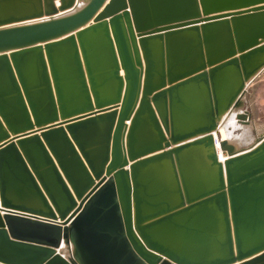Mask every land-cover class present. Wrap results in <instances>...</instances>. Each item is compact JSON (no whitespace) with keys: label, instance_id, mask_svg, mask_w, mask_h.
Segmentation results:
<instances>
[{"label":"water","instance_id":"obj_1","mask_svg":"<svg viewBox=\"0 0 264 264\" xmlns=\"http://www.w3.org/2000/svg\"><path fill=\"white\" fill-rule=\"evenodd\" d=\"M263 72L264 0H0V264H264Z\"/></svg>","mask_w":264,"mask_h":264},{"label":"rangeland","instance_id":"obj_2","mask_svg":"<svg viewBox=\"0 0 264 264\" xmlns=\"http://www.w3.org/2000/svg\"><path fill=\"white\" fill-rule=\"evenodd\" d=\"M246 111L251 115L250 125L238 121L237 113L230 116V119L234 120V127H230L228 131L231 134L230 142L241 147H247L253 144L256 138L264 136V72L250 84L247 90L241 113ZM227 129L226 125L224 130Z\"/></svg>","mask_w":264,"mask_h":264},{"label":"bare ground","instance_id":"obj_3","mask_svg":"<svg viewBox=\"0 0 264 264\" xmlns=\"http://www.w3.org/2000/svg\"><path fill=\"white\" fill-rule=\"evenodd\" d=\"M226 125L227 126H230V127L233 125V127H234V120L233 119H230V116L225 119L224 124L221 127V129H220V138L222 140H228L227 138H231V134L228 132V130H224L225 127H226Z\"/></svg>","mask_w":264,"mask_h":264},{"label":"crops","instance_id":"obj_4","mask_svg":"<svg viewBox=\"0 0 264 264\" xmlns=\"http://www.w3.org/2000/svg\"><path fill=\"white\" fill-rule=\"evenodd\" d=\"M231 127H233V126H231ZM228 131L230 130V126H228V129H227ZM225 138V137H224ZM226 139V138H225ZM228 140H230L231 138H227Z\"/></svg>","mask_w":264,"mask_h":264},{"label":"built area","instance_id":"obj_5","mask_svg":"<svg viewBox=\"0 0 264 264\" xmlns=\"http://www.w3.org/2000/svg\"><path fill=\"white\" fill-rule=\"evenodd\" d=\"M222 161H224V160H222Z\"/></svg>","mask_w":264,"mask_h":264}]
</instances>
